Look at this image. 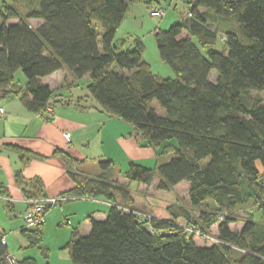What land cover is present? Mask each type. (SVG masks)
<instances>
[{"label":"trees","instance_id":"trees-1","mask_svg":"<svg viewBox=\"0 0 264 264\" xmlns=\"http://www.w3.org/2000/svg\"><path fill=\"white\" fill-rule=\"evenodd\" d=\"M18 1L22 9L0 10V100L21 70L26 82L13 95L49 120L46 108L62 98L41 79L65 70L74 81L86 78L82 102L131 125L146 146L173 139L178 146L154 168L128 162L119 172L140 187L155 179L157 190L181 192L187 207L168 208L169 222L137 216L130 190L110 181L111 161L98 162L104 172L93 177L70 170L68 195L110 205L103 220L88 217L87 235L72 230L62 248L70 264H264V0L186 2V16L154 36L172 79L151 72L141 40L127 49L115 38L137 0ZM19 233L26 248L48 258L43 222ZM6 255L0 236V264Z\"/></svg>","mask_w":264,"mask_h":264},{"label":"crops","instance_id":"crops-1","mask_svg":"<svg viewBox=\"0 0 264 264\" xmlns=\"http://www.w3.org/2000/svg\"><path fill=\"white\" fill-rule=\"evenodd\" d=\"M149 1L150 4H148ZM152 1L153 0H137L129 6L124 20L128 18L131 19L133 25L131 29L126 25L122 26L124 24L123 20L115 33V35H117L118 32L120 33L117 38L118 40H123V38L125 40L127 37L132 36L133 39L141 40L144 45V36L142 34L143 30L148 29V26L144 27L145 15L148 10L156 7ZM135 3H142L146 7L145 9L139 8V6H137L138 4L134 5ZM172 4L173 2L171 0L167 8L170 9ZM2 7L3 5H0V10H2ZM178 19H176V21ZM15 22L16 20L8 21L9 24ZM29 23L32 27H36L41 24V21L30 20ZM150 27L149 24V28ZM163 30L165 29L156 27L153 30L154 36L158 31ZM144 51L142 53V58ZM143 60L146 62L145 58H143ZM85 79L86 78L74 81L65 70L57 71L49 76L43 77L41 82L49 87L50 91L59 93L62 98L61 102L51 107L53 110L52 117L49 120H44L38 114L27 111L20 103L19 95H13L14 93H20L25 84L17 85L13 75L9 86L5 90L10 94L0 100V108L3 110V114L0 115V202L6 204V208L11 214H20L23 219V216L29 209L27 201L30 199L43 200L47 198L66 197L69 199L52 207L56 208L59 206L61 209V207L66 205L65 207L72 209L71 211H62L59 217L57 216V222L60 221L62 226H71V221L66 219L68 214H71L72 218L77 217L80 220L83 218V226L87 232L89 231L88 217L97 220L104 219V217L100 218L96 214L100 212L104 215L106 212L104 207L109 208L110 206L108 202L101 198H78L67 194L75 185L70 170L75 169L76 173H91L93 176L100 174L96 170L95 165L97 160L106 156L103 150L105 130L109 128L110 124L120 125L119 119L100 112L92 101L86 99L87 103H84L80 100V98L87 96ZM263 94L264 90L260 93L262 98ZM87 104L93 107L86 109L85 106ZM133 133L135 134V130H133ZM63 134H69L70 136L71 141L68 145H66ZM93 145L95 149L93 150L92 147V151H90L89 148ZM64 158L71 160V163H69L71 165L67 164ZM90 161L93 167L87 168L86 165H88ZM136 162L148 168H154L156 160L151 158H140L137 159ZM127 164L128 162L126 166ZM125 167H123L122 170H124ZM119 172L121 171L113 169V177L110 181L118 179L114 182H118V184L129 188L132 182L126 180ZM155 183L154 179L150 188L137 185L135 192L130 190L133 203L129 205V207L143 212H151L152 210V213L155 214L157 218L163 221L168 220L170 216L166 207H162L164 205L163 202L157 201L154 203V201L160 197L161 194L171 191L157 190L154 187ZM174 194L176 197L175 192ZM79 203H85L87 209L85 210L84 208L82 212H79L81 210L78 208ZM95 204H101L102 206L95 207ZM67 212L68 214L65 215ZM47 221L48 220L43 222L44 228ZM67 222H69V224ZM22 228V224H20L18 231L20 232ZM14 229L17 228H13V230ZM65 230H71V232L75 230L80 234L79 229L63 228V231ZM0 236L1 241L6 246V254H9L7 252V238L2 228H0ZM70 236L71 234L64 241H60L63 238L61 237L54 247V251H59L58 256L62 253L66 255V257L63 256L64 254L62 255V261L65 259L70 261L67 251L62 249L63 244L70 239ZM21 239L23 240L22 237ZM22 244L20 248L27 249L24 240ZM51 256V254H48V258L46 260L43 259L45 264H50L49 257L51 258ZM28 258L35 260L36 263L39 264L36 259L37 257H25L24 259ZM19 261H21V259ZM64 264L67 263L65 262Z\"/></svg>","mask_w":264,"mask_h":264},{"label":"rangeland","instance_id":"rangeland-1","mask_svg":"<svg viewBox=\"0 0 264 264\" xmlns=\"http://www.w3.org/2000/svg\"><path fill=\"white\" fill-rule=\"evenodd\" d=\"M170 1L171 0H153L152 1L156 7H162L164 9V12H165L164 15L165 16L163 15L162 18H157V19L151 18L149 16V10H148L147 14L145 15V21H144V24H145L144 27L148 26V29L143 30L142 35L144 36L143 42H144V46H145L143 58H145L146 62L151 66V69H152L151 71L153 72V74L158 75L161 78H169L170 77V79H172V78H174V75H173L171 69L168 67L167 64L163 63L159 59L156 44H155V38H154L153 30L156 27H160V29H167L169 27V25H171L174 21H176V19H178L180 17L179 15H181L183 17L186 16L187 6L185 5V3L188 2L189 0H172L173 4H172L171 8L168 9L167 5L169 4ZM176 2H178V3H176ZM14 3L15 4L17 3L19 9H22L23 1L16 2V0H0V5L9 6V5H12ZM134 5H137V6H139V8L141 7L143 9H145V7H146L142 3H135ZM123 22H124V24L122 26L126 25L129 29H131V27L133 25L131 19L128 18V19L124 20ZM149 24L151 26L150 28H149ZM119 34L120 33L118 32L117 35H115L116 39L119 37ZM123 40H124V38H123ZM125 40L126 41H124V42H126L125 43L126 48L127 49L131 48V44L133 41L132 36L127 37ZM223 48H224L223 44L218 41L217 45L215 46V50L220 52L223 50ZM16 73L14 74V81L17 83V85L18 84L19 85L24 84L26 79H25V76L23 75V73L21 72V70H18ZM263 100H264V94H263ZM153 105L156 106L157 108H159L155 101H153ZM158 111L160 112V110H158ZM119 122H120V125L110 124L109 128H106V130H105V135H104L105 141L103 144V146H104L103 150L105 151L106 156L104 158H100L99 160H97V163L95 165V168L99 173L104 172V170L98 168V162H101V161L110 160V161H112V163L114 165L113 168L115 170L123 171L122 168L126 166L127 162L137 163L136 162L137 159H140V158H151L154 160H159L160 162L169 161L173 157L174 151L178 148L177 142L174 139L163 142L157 148H150V147L146 146L145 143L141 139H139V137L137 138V136L133 133V130H134L133 127H131L127 123H124L121 120ZM92 147H93V150L95 149V146L93 145L89 148L90 151H92V149H91ZM86 167L87 168L93 167L91 161L89 162L88 165H86ZM125 169H126V167H125ZM260 170H261V166H260ZM89 176L93 177V175H91V173ZM112 177H113V175H112ZM116 180H118V179H116ZM116 180H114V181H116ZM131 184L132 185L129 186L128 189L135 192L137 184L135 182H132ZM178 192H180V191H178ZM176 197L178 200L176 199ZM176 197H175L174 191H171L169 193L161 194V196L158 197L154 201V203L157 201L158 202L162 201L164 204L162 207L165 206L166 209L170 208L171 206H175V205L187 207L185 205V201L181 200V198H182L181 192H180V194L179 193L176 194ZM61 198L66 199V197H61ZM83 204L85 205V203H83ZM83 204L79 203L78 208L81 209L79 212H82L83 211L82 209H84V208H85V210L87 209V205L84 206ZM65 206L61 207V209L59 206H57L56 208H52V209H50L44 213L46 216L44 215L45 217H43V222L46 220H48V221H47V224L44 228V240H43L42 245L48 249L49 255L50 254L52 255L51 258L49 257V259H50L49 263L50 264H64L65 262L67 264H70L69 263L70 261L68 259H65L64 261H62L63 260L62 255L64 253H62L58 256L59 251H54V247H55V244L57 243V241H59L61 237H63V238L60 241H64L71 234V230L63 231V228L64 229H66V228L79 229L80 235H87V233H88L87 230H85V228L83 226V218H81V220L78 219L77 217L72 218L71 214H68V212L65 213V215L68 214L67 215L68 217H66V216L65 217H66V219H69L71 221V226H67V225L62 226L60 221L57 222V216L59 217V214L62 211H71L72 210L71 208L65 207ZM94 206L98 207V206H102V205L101 204H95ZM104 208H105L106 212L104 213V215L100 212H97L96 215L98 217H100V218L106 217L109 208L108 207H104ZM134 212L138 213L139 215L149 216V217H151V219L161 220V219L157 218L155 214L152 213V210H151V212H143V211L134 210ZM151 214H153V215H151ZM236 215H237V217H244L245 214L243 211H236ZM168 220H164V221L169 222ZM161 221H163V220H161ZM20 224H22V227H25L24 221H23L22 217L20 216V214H16V215L11 214L9 212V210L6 208V204L0 202V228H2V230L5 231V235L7 238V242H6L7 243V252L17 261H19L20 259L22 260L25 257H35V258L37 257L36 259H37L39 264H45V261L40 257L39 251L36 248H27V249L20 248V245H23L22 244L23 240L21 239V236L19 235V231H18V227L20 226ZM13 228H17V229L13 230ZM68 241H69V239L63 244L62 247H64V245ZM63 256L66 257L65 254Z\"/></svg>","mask_w":264,"mask_h":264},{"label":"built area","instance_id":"built-area-1","mask_svg":"<svg viewBox=\"0 0 264 264\" xmlns=\"http://www.w3.org/2000/svg\"><path fill=\"white\" fill-rule=\"evenodd\" d=\"M163 13L164 12L161 8L155 7L149 12V16L151 18L157 19V18H161L163 16ZM45 111L48 115H52L53 110L51 107H47ZM2 114H3V110L0 108V115H2ZM39 116L41 117V115H39ZM41 118H43V117H41ZM63 137L65 139L66 145H68L71 141L69 134H63ZM67 199H69V198L65 199V198H61V197H56V198H49V199L47 198V199H43V200H34V199L28 200L27 204L29 206V209L27 210V212L23 216L25 228L30 229V228H33V227L41 224L43 222L44 211L46 210V208H48V207L52 208V207L56 206L58 203L63 202ZM136 214L141 219H144V218L151 219V217H149V216L139 215L138 213H136ZM67 223L69 224V222H67ZM184 229L186 232H189V233L193 232V230H191L190 228H184ZM6 260H7L8 264H18V261L15 260L9 254L6 255Z\"/></svg>","mask_w":264,"mask_h":264}]
</instances>
